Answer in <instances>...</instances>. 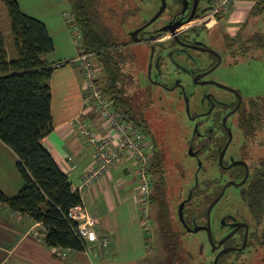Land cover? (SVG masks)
Returning a JSON list of instances; mask_svg holds the SVG:
<instances>
[{"label": "trees", "instance_id": "obj_1", "mask_svg": "<svg viewBox=\"0 0 264 264\" xmlns=\"http://www.w3.org/2000/svg\"><path fill=\"white\" fill-rule=\"evenodd\" d=\"M66 1L81 31L83 47L95 54L102 68L109 92L106 97L114 101L115 109L118 106L125 109L126 114H121L129 122L138 128L142 127V119L139 120L141 114L133 110L126 95V84L136 83L127 67V61L130 62L134 54L129 42L124 45L116 41L111 29L103 22L98 0ZM1 2L9 17L11 45L9 51L0 32V141L17 157L16 169L23 184L13 197H6L0 191V204L10 212L30 217L40 224L47 247L81 252L86 245L78 238L76 225L68 217L69 210L81 204L80 194L72 188L67 177L41 145V140L52 131L49 79L55 67L49 65L44 57L54 50V43L45 25L22 13L17 0ZM259 4L261 11L264 10V1H259ZM225 15L220 14L219 18L223 19ZM246 41L248 44L238 43L237 38L233 43L226 42V45L244 54L248 50L262 52L264 35L258 33ZM250 42H254V45ZM234 63L231 59V64ZM250 109V113L240 119L239 125L244 138L253 143L257 141L256 133L264 121V97L252 101ZM153 156L149 167L150 186L157 182L163 195L165 179L162 151L156 146ZM259 166L262 170L255 179H259L257 184L253 182L252 194H243L254 217L264 214V159ZM168 228L173 238L177 239L176 245L183 264H191V257L181 246L179 234L171 225ZM261 241L264 251L263 235Z\"/></svg>", "mask_w": 264, "mask_h": 264}, {"label": "rangeland", "instance_id": "obj_2", "mask_svg": "<svg viewBox=\"0 0 264 264\" xmlns=\"http://www.w3.org/2000/svg\"><path fill=\"white\" fill-rule=\"evenodd\" d=\"M20 1L21 8L24 11L36 9L39 14L43 13V18L47 19L48 21H56L57 17H59V20H62L63 22L64 29L68 34L73 50L75 51L77 56L78 48L75 47L72 42L70 33L68 32L63 17L65 13L70 12L69 3L66 0ZM130 1L134 2L135 0H98L100 4L99 7L102 11L103 22L108 28L111 29L110 31L113 32L112 35H114L116 41L120 44L124 43V45L131 41L129 43V47H131V49H133L134 51V58L132 57L130 62L127 61V67H129L128 72L134 76L136 83L134 82L133 84H126L127 100L132 104L133 110H135V112L137 113H140L141 116L144 117L141 123L143 129L142 132L146 136V140L151 145L152 151L155 150V146L156 148L161 147L162 151L161 159L163 160L165 169L163 175V178L165 179V192L162 195L161 189L157 187V182L154 183L155 190L153 185L150 186L151 201H149V204L147 206V217L150 229V241L152 243V249L150 251L145 250L146 252H144V250L142 249L141 253L147 260L146 264H183V260L181 259L178 247L176 245L177 239L173 238V236L169 232L168 225H171L172 229L177 231V233L179 234L181 233V246L191 254L194 259V263L199 264V260H202L203 263L208 264L209 259L213 253L211 252L208 245L209 242L206 237L207 235H205L202 231H197V233H185L178 222L176 213L178 205L188 195L187 190L195 184L196 177L197 182L199 183L204 179H212L214 177L216 178V176L218 175V169L216 170V168L211 167L210 165L212 164L207 162L205 164L206 174H204V179H202L201 172H199L196 176V165L198 164H194L192 159L187 158L186 156V154L189 153V150L186 151L187 145H185V142L188 143L189 136L187 135L189 130L185 123L183 124V126H181L182 124L179 125L176 112H179L180 107L178 106V111L175 110V101L177 100L174 99L173 96H170L173 98H168L164 93L155 90L154 88L156 87L152 84L148 89V68L146 71V66L148 64H146V62L149 63L150 61L153 47H150V50V48L148 47L149 45L138 43L139 40L138 42H133L129 37V32H127L132 27H135V23L138 21H150L159 10V0H144L140 2L136 1L135 6L139 7V9L135 12L137 15L130 21H124L122 20V14L125 9L124 6L132 5ZM207 7L208 4L204 0L200 1L198 9L202 10ZM260 8L261 4H256L254 8H252L253 15L257 14L258 12L264 11H261ZM159 17L150 25H148L149 29L155 30L156 27L161 26V18ZM246 20L247 21L245 23L241 22V24H238L239 28L236 31L235 29H230L231 27L236 28V25H233L231 23L229 24L226 16L223 17L222 22L217 24L218 35L222 36L218 39L219 44H224L223 37H225L229 43H233V41L238 38V43L244 42L243 44H245L247 42L246 39H249L252 36L255 37V35L258 34L259 25L264 26V22L261 19V23L256 26V30L254 28L251 29L250 27H255L254 23H257V20L254 19V16ZM0 32L3 35L4 41L7 42V49L10 51L11 36L9 31V17L6 8L2 4L1 0ZM250 44L253 46L254 42H250ZM223 48L224 46H221V49ZM225 49L227 51H222V61L214 74L218 76V78L224 84L238 90L244 101L243 106L241 105L242 112L234 117L232 121V125L234 126L231 129V147L236 153H239L240 148L242 150L244 147L240 146L242 142V136L238 127L241 128V126L239 124L237 125V122H239L242 117H246L250 113L252 101H255L257 98L264 97V52L248 50L246 54H244L239 51L236 52L234 47H225ZM261 53L263 54L261 55ZM192 56L195 57V60L198 63V67H206L210 64V56L207 54H197L195 52H192ZM231 59L233 60V63L235 61L237 62L233 65L230 63ZM183 62L186 64L185 61ZM98 69V88L100 92L106 96L109 93L106 80L104 75L102 74V68H100L99 65ZM165 73V83L172 82L176 77L167 76L168 74L173 75V69L170 66L169 69L165 71ZM212 77H214V75H212ZM128 84L130 85L128 86ZM149 93L152 97L151 100H149V98L145 99L143 97V95ZM147 102L149 104H147ZM246 102H248V105L246 104ZM191 108L193 109L195 107ZM116 110L119 113L126 114L125 109L122 106H118ZM139 120H141V118ZM148 128L152 129V135L150 134ZM259 131L261 132L262 138L264 139V121L263 124L259 126ZM185 136L187 137L185 138ZM181 139H183L185 142H182ZM204 140L207 141V138H205ZM162 145L165 149V155ZM181 149L183 150V153ZM250 154L255 156L258 154V152L255 153L254 150H251ZM259 164L260 161L257 162L255 169L259 166ZM209 181L212 180H208L202 184V186L204 187V193L205 189H211L212 187V183H209ZM213 183H215V181ZM244 185L245 184L239 187H228L223 198L211 211L210 216L213 215V218L217 220L218 218L214 216V212L218 210L220 214H224L220 219L223 218L225 220V218H231V216L238 214V211L240 210L241 215L248 221H250L251 217L252 219H254V221L261 219V221L259 222V230L263 228V231H261V235L264 236V214L261 217H254L252 213L250 215L247 207L242 201L240 194L241 187ZM164 201L166 202V205H164ZM0 209L1 211L5 212L6 208L0 207ZM10 216L12 215L10 214ZM12 218H18V216L13 215ZM220 219H218V221H220ZM141 220H143V218H141V214L137 212V221L140 223ZM215 228V235L218 236L219 232L217 229V223L215 224ZM139 231L142 241L146 242L147 236L145 235L144 229L140 227ZM225 231L226 228H224L223 232ZM105 237L109 240L107 236ZM263 252V249H261V251L259 252L260 257L257 258L256 256H253L254 251L250 250L249 253L246 252V254L241 255L237 263L264 264V261L262 259ZM230 258L233 259L232 257Z\"/></svg>", "mask_w": 264, "mask_h": 264}, {"label": "flooded vegetation", "instance_id": "obj_3", "mask_svg": "<svg viewBox=\"0 0 264 264\" xmlns=\"http://www.w3.org/2000/svg\"><path fill=\"white\" fill-rule=\"evenodd\" d=\"M136 1L140 2L144 0L130 1L132 5L124 6L125 9L122 14V20L130 21L137 15L135 12L139 7L135 6ZM161 1L162 0L158 1L160 5L159 10L161 8ZM200 1L202 0H163L165 9L159 17L161 18V26L156 27L155 30L149 29L147 26L135 36L136 39H139L138 43L149 45V48L153 47L150 61L149 63L146 62V64H148L146 66V71L148 68V89L152 84L156 87L154 88L155 90L164 93L168 98L174 97V99L177 100L175 101V110L178 111V106L180 107L179 112H176L179 125L182 124L181 126H183L185 123L189 130L187 135L189 136L188 143L183 139H181V141L185 142V145H187L186 151L189 150V153L186 154L187 158L192 159L194 164H198L196 165V176L201 172L202 179H204V174H206L205 164L207 162L212 164L210 165L211 167L216 168V170L218 169L216 178L204 179L199 183L196 177L195 184L187 190L188 195L180 203L183 205L181 210L182 223L179 219L177 208V219L185 233H197L194 231L196 227H206L207 208L210 203L215 201L222 193L227 183H234L239 186L245 184L241 187L240 194L242 201L251 215L250 209L244 201L243 194L244 196L252 194L253 182L255 181L257 184L259 179H255L262 170L260 166L255 169V166L258 161L264 159V139L262 138V134L259 133L260 131L256 133V137L259 138V140L257 139L253 144L249 142L248 139L244 138L242 130L238 127L242 136L240 146L244 148L242 150L240 148V152L236 153L231 147V129L234 126L232 125V121L235 116L242 112L241 105L243 106L244 101L238 90L224 84L218 76L214 74L219 67L213 69L218 63L217 57L203 50L206 47L210 48L220 55L222 61V51L226 50L225 47H227L226 42H228V40L223 37L224 44H219L218 39L222 36L218 35L217 24L221 23L222 19L219 18V15L210 17L207 8L202 10L198 9ZM148 21L136 22L135 27H132L127 32H132L143 27ZM178 23L181 25L175 30V35H171L168 30L162 31L161 29ZM130 42L131 41H129V43ZM221 46H224V48L221 49ZM192 52L209 55L210 64L206 67H198V63L195 57L192 56ZM183 61H185L186 64ZM169 66L173 69V75L168 74L167 76L176 77L172 82L165 83V71L169 69ZM210 70L211 72H209ZM212 75H214V77H212ZM211 82L228 87L233 90V92L223 89L221 86H217ZM143 97L145 99L149 98V100L152 98L150 93L143 95ZM147 104L149 103L147 102ZM246 104L248 105V102H246ZM191 107L195 108L192 109ZM141 119L143 121L144 117L141 116ZM238 124L239 122H237V125ZM148 129L151 134L152 129ZM187 136H185V138ZM205 138H207V141L204 140ZM224 148H226V150L223 153L222 151ZM157 149L161 151V147H157ZM150 150L152 163L154 156L151 145ZM163 150L165 155L164 147ZM251 150H254L255 153L258 152V154L255 155L256 157L250 154ZM221 155L222 158L220 160ZM208 180H212L209 181V183H212V187L211 189H205L204 193L202 184ZM214 181L215 183H213ZM240 183L242 184L240 185ZM226 189L219 201L223 198ZM222 215L224 214H220L218 210L214 212V216L218 219H220ZM218 219H214L213 215L210 216L212 239L214 241L213 248H215L220 240L228 233L234 229H236V232L231 238L223 242L217 250L213 251L208 244L213 253L208 264H214L217 254L225 249L233 250L222 252L215 264H238L237 261H239L240 256L246 254V252L249 253L250 250L254 251L253 256L257 258L260 257L259 252L262 249L261 231H263V228L259 230V222L261 219L254 221L251 217L250 221H248L241 215L240 210L238 214L231 216V218H225V220L222 218L220 221H218ZM221 220H223V227L220 225ZM216 223L219 232L218 236L215 235ZM224 228H226L225 232H223ZM199 231L204 232L206 235L205 231ZM179 238L181 240V233L179 234ZM189 255L191 257V264H196L190 253ZM263 257L264 252L262 254V259ZM199 264L206 263L199 260Z\"/></svg>", "mask_w": 264, "mask_h": 264}, {"label": "crops", "instance_id": "obj_4", "mask_svg": "<svg viewBox=\"0 0 264 264\" xmlns=\"http://www.w3.org/2000/svg\"><path fill=\"white\" fill-rule=\"evenodd\" d=\"M259 1L264 0H239L225 15L229 24L236 25L230 29L237 31L238 24L254 16L257 23L250 28L256 30L261 19L264 22V11L252 13ZM17 3L21 8V1ZM20 10L42 22L54 43V50L44 57L55 67L49 79L52 131L41 140V145L72 188L79 192L82 204L95 212L98 240L107 236L109 243L106 248H100L97 242L88 244L85 250L70 251L64 260H60L55 257L53 249L45 245L40 224L2 206L6 209L5 212L0 209V264H146L141 253L142 249L147 251L146 242L140 237L141 221H137V212H141L135 161L124 154L119 163L91 187L80 188L85 172L92 165L93 151L84 143L74 123L78 120L86 122L91 131L102 137L111 133L99 116L84 104L82 74L73 62L76 53L62 20L57 17L56 21H48L36 9ZM258 28L259 35H264V26ZM261 51L264 52V48ZM145 142L151 153L146 137ZM16 164L13 151L0 141V191L6 197H13L22 188ZM10 214L18 218H12Z\"/></svg>", "mask_w": 264, "mask_h": 264}, {"label": "built area", "instance_id": "obj_5", "mask_svg": "<svg viewBox=\"0 0 264 264\" xmlns=\"http://www.w3.org/2000/svg\"><path fill=\"white\" fill-rule=\"evenodd\" d=\"M208 4V15L210 17L220 14H227L239 0H204ZM64 22L70 33L72 42L78 48V54L74 63L82 74L81 87L84 91V104L91 111L95 112L111 135L99 136L81 121H76L74 126L85 144L93 151L92 165L87 169L82 179L80 188H89L94 182L100 180L105 174L116 166L124 154L135 161V175L138 180V204L143 220L141 227L145 231L146 250L152 249L148 233L150 232L147 211L150 199V178L149 167L151 164V153L145 146V136L140 128L129 122L124 115L117 113L114 101L102 94L98 88V63L92 52L85 50L82 44V35L76 22L75 15L71 12L63 15ZM146 147V149H145ZM76 190V189H74ZM0 207L2 205L0 204ZM68 217L76 225L78 238L85 244L98 243L100 248H106L109 240L101 237L98 240L96 224L98 218L94 211L80 205L69 210ZM43 237L44 230L41 228ZM41 234V236H42ZM55 257L64 260L69 250L59 247L52 248Z\"/></svg>", "mask_w": 264, "mask_h": 264}, {"label": "water", "instance_id": "obj_6", "mask_svg": "<svg viewBox=\"0 0 264 264\" xmlns=\"http://www.w3.org/2000/svg\"><path fill=\"white\" fill-rule=\"evenodd\" d=\"M165 9V4H164V2H163V0L161 1V8H160V10H159V12H157L156 13V15L148 22V23H146L143 27H141V28H139V29H137V30H134V31H132V32H129V37L131 38V40L133 41V42H138V40L139 39H136L135 38V36H136V34L139 32V31H141L142 29H144V28H146L148 25H150L152 22H154L159 16H160V14L162 13V11ZM192 16V15H191ZM190 16V17H191ZM171 25V24H170ZM181 24H172L171 26H168V27H165V28H163L162 29V31H166V30H168L169 31V33L171 34V35H175V30L180 26ZM205 52H209V53H212V54H214L216 57H217V60H218V63L213 67V69L214 68H216V67H218L219 66V63H220V61H221V57H220V55L218 54V53H216L215 51H213V50H211L210 48H204L203 49ZM209 72H211V70L209 71ZM208 72V73H209ZM212 83V82H211ZM212 84H216V83H212ZM217 86H221V88H223V89H226V90H228V91H232L233 92V90H231V89H229L228 87H225V86H223V85H218V84H216ZM239 99H240V96H239ZM225 150H226V148H224L223 149V153L225 152ZM221 158H222V155H221V157H220V160H221ZM242 184V183H241ZM240 184V185H241ZM228 186H235V187H237V186H239V185H237V184H234V183H227L225 186H224V188H223V191H222V193L216 198V200L215 201H213V202H211L210 203V205L208 206V208H207V211H206V216H207V219H206V227H196L195 229H194V231L195 232H197V231H199V230H203V231H205V233H206V235H207V240H208V242H209V245L211 246V248H212V250L214 251V250H217L219 247H220V245L223 243V242H225L226 240H228L229 238H231L234 234H235V232H236V229H234L233 231H231L230 233H228L226 236H224L221 240H220V242L217 244V246L215 247V248H213V246H214V241H213V237H212V230H211V221H210V213H211V211L213 210V208H214V206L217 204V202L219 201V199L222 197V195H223V192H224V190L228 187ZM182 207H183V205L182 204H180L179 205V207H178V216H179V219H180V221H181V223L183 222V220H182ZM222 221L223 220H221V226L223 225V223H222ZM235 226V225H234ZM232 228H234L233 226H231ZM230 227V228H231ZM230 250H233V249H225V250H223V251H221V252H219L218 254H217V256H216V258H215V262H216V260H217V258L222 254V252H228V251H230ZM235 251V250H234ZM215 262H214V264H215Z\"/></svg>", "mask_w": 264, "mask_h": 264}, {"label": "bare ground", "instance_id": "obj_7", "mask_svg": "<svg viewBox=\"0 0 264 264\" xmlns=\"http://www.w3.org/2000/svg\"><path fill=\"white\" fill-rule=\"evenodd\" d=\"M79 121V120H78ZM76 128V127H75ZM76 130H77V128H76ZM78 131V130H77ZM69 252V251H68Z\"/></svg>", "mask_w": 264, "mask_h": 264}]
</instances>
